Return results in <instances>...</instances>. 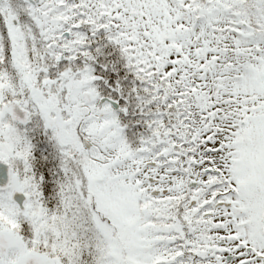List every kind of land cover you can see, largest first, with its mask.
I'll list each match as a JSON object with an SVG mask.
<instances>
[{
    "label": "snow or ice",
    "instance_id": "1",
    "mask_svg": "<svg viewBox=\"0 0 264 264\" xmlns=\"http://www.w3.org/2000/svg\"><path fill=\"white\" fill-rule=\"evenodd\" d=\"M0 264H264V0H0Z\"/></svg>",
    "mask_w": 264,
    "mask_h": 264
}]
</instances>
